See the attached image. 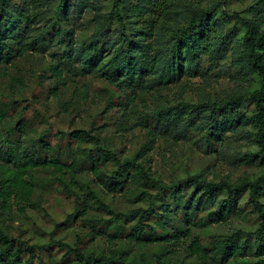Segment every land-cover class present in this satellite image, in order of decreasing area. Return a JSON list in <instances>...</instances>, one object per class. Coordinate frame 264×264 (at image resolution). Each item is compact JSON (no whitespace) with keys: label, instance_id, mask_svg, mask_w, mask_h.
<instances>
[{"label":"trees","instance_id":"1","mask_svg":"<svg viewBox=\"0 0 264 264\" xmlns=\"http://www.w3.org/2000/svg\"><path fill=\"white\" fill-rule=\"evenodd\" d=\"M231 1L109 0L105 6L99 0H21L18 3L0 0V64L8 65L15 57L29 51L55 46L60 50L59 63H74L81 74H94L122 89L146 93L169 91L170 87L179 86L186 93L190 79H205L204 63L209 70L230 58L238 73L248 78L246 86L220 99L213 100L203 92L197 103H181L183 110L194 113L199 120L188 121L180 127L176 108L161 103L151 115L155 135L176 138L189 130L203 134L208 140L222 141L227 132L243 135L247 133L245 127L249 126L252 132L246 136L255 150L245 155L249 163L260 168L254 176L246 174L236 182L208 180L197 173L187 175L182 182L167 183L151 176L139 158L121 160L103 148L98 137L83 129L72 131L69 138L80 144L90 143L93 148L81 149L69 164L54 157L53 149L42 139L29 151H19L18 141L0 137V216L9 215L14 208L25 213L36 206L33 202L35 185L30 173L39 168H51L66 175L68 182L60 178V183L74 200L72 213L55 227L66 225L71 218L86 223L101 221L102 215L92 216L96 211L108 215L119 232L129 224L127 237L133 241H168L169 230L164 235L156 233L158 228L149 223L152 218L160 229L171 226L172 231L182 234L169 206L162 205L161 212L158 211L159 198L178 201L174 211L184 214L186 223L206 211L210 222H222L236 211L235 202L245 195V206L257 216L258 226L253 231H237L222 239L214 238L210 250L193 239L190 254L205 259L211 252L218 264L246 263L250 243L258 240L259 260L255 264H264V13L259 3L254 10L231 14ZM86 13L92 14L93 31L88 42L77 43L74 39L76 21ZM54 71L57 76L62 75L58 64L54 65ZM11 83L12 87L19 85L13 78ZM248 106L251 108L249 116L234 113ZM6 113L7 109L0 106V124ZM39 150L52 155L42 156ZM108 163L114 168L104 172L101 166ZM84 165L108 190H122L130 178L139 181L137 197H146L149 205L115 212L96 193L94 180H91L92 185L79 184L77 174ZM186 188L192 191L191 197L181 201ZM148 230L152 232L151 238H144ZM242 234L246 236L244 242H241ZM54 244L65 249L66 255L73 256L74 264H152L145 259H129L124 250L84 251L77 245L53 238L48 246L28 245L26 241L15 240L1 226L0 264H32L35 248L41 253ZM156 264L169 263L158 257Z\"/></svg>","mask_w":264,"mask_h":264},{"label":"rangeland","instance_id":"2","mask_svg":"<svg viewBox=\"0 0 264 264\" xmlns=\"http://www.w3.org/2000/svg\"><path fill=\"white\" fill-rule=\"evenodd\" d=\"M14 1L18 3L21 0ZM99 1L107 6L109 0ZM259 3L264 13V0H232L229 10L231 14L254 10L255 4ZM91 15L86 13L76 21L75 42L90 40L93 31ZM59 55L58 47L48 46L15 57L11 64H0V106L7 109L0 124V137L18 141L19 151H29L42 139L53 149L54 157L69 164L81 149L93 148L90 143L80 144L69 138L72 131L83 129L98 137L103 148L110 150L121 160L139 158L138 161H143L151 176L167 183L177 180L182 182L187 175L197 173L203 174L208 180L226 179L236 182L246 174L254 176L259 172V166L249 163L245 155L255 150L252 141L246 136L248 132H252L249 126L245 127L247 133L243 135L230 131L223 136L222 141H212L203 134L191 133L189 130L186 135L176 138L163 137L158 133L155 135L151 120L156 107L166 102L176 108L179 127L188 121L196 122L199 118H195L194 113L183 110L181 103H197L203 92L216 100L237 88L245 87L248 78L238 73V68L231 65L230 58L220 61L209 70H206L207 63H204L205 79H190V87L186 93L179 86L170 87L169 91L143 93L122 89L94 74H81L78 65L59 63ZM55 64L62 71L61 76L56 75ZM12 78L18 80L19 85L12 87ZM230 113L233 114L231 110ZM234 113L247 117L251 108L243 107ZM4 147H7V143H4ZM38 153L47 157L52 155L43 150ZM113 168L111 163L101 166L104 172H110ZM30 174L35 185L33 202L36 206L28 208L25 213H19L14 208L9 215L0 216L2 229L15 240L26 241L28 245L48 246L53 238L71 246L77 245L84 251L124 250L129 259H145L152 264H156L158 257L169 264H218L211 252L207 253L205 259L192 256L189 250L192 240H198L210 250L214 238L222 239L237 231H253L259 223L257 216L245 206L244 195L235 202L236 211L233 210L222 222H210L206 211L200 212L191 223H186L185 215L174 211L178 201L169 197L159 198L158 211L161 212L162 205L169 206L173 220L182 230L180 235L172 231L174 229L171 226L162 230L153 218L150 219L149 223L158 228L156 233L164 235L169 230L168 241H133L127 237L129 224H125V229L119 232L108 215L96 211L92 212V216L102 215L101 221L86 223L71 218L66 225L55 227L56 224L63 223L73 211V197L60 183V178L67 182L68 178L51 168H39ZM96 179L87 165L77 174L80 185H92L91 180H94L96 193L115 212L146 208L149 205L146 197H137L140 191L139 181L130 178L122 190L113 191L101 186ZM191 192L190 188H186L181 201L191 197ZM151 193L154 194V191ZM151 233L148 230L144 238H151ZM245 238L242 234L241 242ZM257 246L258 240H252L245 258L246 263L236 261L232 264L257 263ZM65 252V249L58 248L56 244L46 247L41 253L35 248L36 257L32 264H74L73 256H68Z\"/></svg>","mask_w":264,"mask_h":264}]
</instances>
